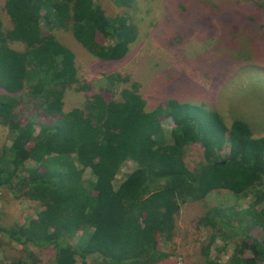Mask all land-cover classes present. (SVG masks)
I'll return each mask as SVG.
<instances>
[{
    "label": "trees",
    "instance_id": "1",
    "mask_svg": "<svg viewBox=\"0 0 264 264\" xmlns=\"http://www.w3.org/2000/svg\"><path fill=\"white\" fill-rule=\"evenodd\" d=\"M1 11L8 25L0 13V126L10 144L0 147V189L36 201L38 208L23 223H0V233L24 252L7 264H38L36 248H52L54 264H156L167 256L158 239L172 238L181 206L218 189L250 196L246 229L264 233V135L255 137L245 117L234 116L226 125L215 110L171 98L163 104L172 122L167 142L160 108L145 109L135 82L116 99L93 93L82 106L64 111L66 88L79 82L74 54L42 33L41 20L47 28L70 29L102 60L125 55L131 26L105 17L93 0H5ZM98 33L112 43L97 42ZM195 143L202 153L189 167L184 156ZM126 160L135 168L115 186ZM29 161L34 164L28 167ZM86 170L93 180L83 179ZM221 213L213 208L198 224L229 226ZM242 223L219 237L224 243L240 238L229 263L264 264V235L250 236ZM210 238L206 257L215 234Z\"/></svg>",
    "mask_w": 264,
    "mask_h": 264
},
{
    "label": "rangeland",
    "instance_id": "2",
    "mask_svg": "<svg viewBox=\"0 0 264 264\" xmlns=\"http://www.w3.org/2000/svg\"><path fill=\"white\" fill-rule=\"evenodd\" d=\"M4 1L0 0V13L8 25L1 11ZM93 3L105 17L125 20L124 24L131 26L132 37L123 57L102 60L83 47L70 29L54 25L47 28L41 20L42 33L53 35L74 54L79 82L66 88L64 111L82 106L93 93L116 99L122 89L135 82L145 100V109L160 108V124L167 142L171 139L172 122L163 104L171 98L215 110L226 125H230L234 116L245 117L255 137L264 135V0H93ZM40 13L43 17L44 12ZM96 40L103 45L112 42L100 33ZM10 46L23 49L18 42ZM82 84L87 86L76 88ZM3 144H10V135L6 127L0 126V147ZM227 150L225 147L221 153ZM201 153L199 143L189 146L184 156L186 164L193 166ZM33 164L29 161L26 166ZM134 168L133 161L123 162L114 185ZM83 179L94 177L86 170ZM251 200L250 196L237 197L218 189L202 200L184 203L176 215L172 238L158 239L159 249L167 256L156 264H230L228 258L240 238L224 243L219 238L222 234L231 235V227L242 220L244 232L259 238L264 235L257 228L246 229L250 221L245 210ZM36 203L24 197L14 198L8 189L1 188L0 223L13 225L36 217ZM213 208L223 211L221 214L229 226L218 225L214 229L209 224H198V219ZM234 210L239 214L230 217ZM214 234L206 257L205 245ZM80 235L78 231L71 243L75 244ZM35 251L41 259L38 264H54L52 248ZM23 256L21 246L0 233V264ZM87 261L93 263L90 257Z\"/></svg>",
    "mask_w": 264,
    "mask_h": 264
},
{
    "label": "clouds",
    "instance_id": "3",
    "mask_svg": "<svg viewBox=\"0 0 264 264\" xmlns=\"http://www.w3.org/2000/svg\"><path fill=\"white\" fill-rule=\"evenodd\" d=\"M110 43H112V42H110ZM110 43H108V44H110ZM107 45V44H106Z\"/></svg>",
    "mask_w": 264,
    "mask_h": 264
}]
</instances>
